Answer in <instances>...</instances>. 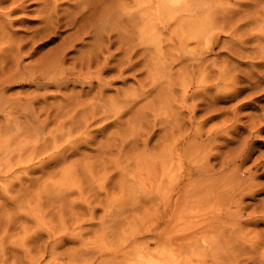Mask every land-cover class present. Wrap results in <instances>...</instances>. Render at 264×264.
<instances>
[{
	"label": "rangeland",
	"instance_id": "374dc122",
	"mask_svg": "<svg viewBox=\"0 0 264 264\" xmlns=\"http://www.w3.org/2000/svg\"><path fill=\"white\" fill-rule=\"evenodd\" d=\"M10 1L11 0L2 1L0 3V11L2 10V5L9 4ZM41 1L43 0H26L24 3L25 7L22 10L11 13L10 16L0 12V31L3 32L1 36L5 34L3 37L5 39L0 37V264H128V262L134 260L137 253H143L148 248L151 249L154 246V241L158 237L153 233L152 220L155 205L154 203L152 204L150 200L151 195L147 193V190L144 191L143 186L137 183L133 177L135 173V171H133L135 170L133 169L135 163L134 156L142 152V144L139 145L141 142L138 140L137 145L127 147L129 150L131 149V153L123 152V154H121L116 146L104 148V152H101V154L99 153L100 151L96 149L98 144L100 145L106 142L105 140L109 138L108 136H110L112 132L114 133L111 135L112 138L118 136L116 133H118V129L121 128H118L117 125H113L114 127L109 126L108 129L107 127L105 128V126L102 127L103 125H108V123L112 124L113 122L110 121L116 119L117 115L113 114L112 110L117 109V105L114 107L111 105L106 107V109H108V107H110L109 109L113 107L111 111H108L109 114H99L95 116L99 117L101 121L98 118L97 120L96 118L90 120V122L94 123H89V125H91L89 128L91 129L88 128V130H90L91 134L90 132L88 133L94 137L88 134L89 141H86V139L82 140L87 135L86 132L80 133L83 131L82 129L80 132L77 131L78 129H73V131L70 129L69 135L73 136L68 137V128H64L66 134L62 135V138L65 137L67 139L66 143L70 141L69 144H72L74 140L78 138L79 141H77L80 143L82 140V142L79 149L75 148L77 152H72L73 154H70V156L67 154V159L62 161V163L54 160V157L59 158L58 155H61L60 152L55 153L56 149H51L52 152H50L51 150L43 152L44 154L42 155L38 154L39 157L33 156L35 153L33 154L31 152L30 147L31 141L35 138L31 140L30 137H35V135L27 138L30 140L28 143L25 141L26 144L24 147V137L22 139L18 137L19 139L17 138L15 140V136H12L15 130L13 129L12 132H8L11 131L13 122L11 118H7L5 114L6 111L13 110L14 107L13 111H17L18 113L22 112V107L24 109L29 106L26 97L32 96L35 93V87L28 78V73L30 72L29 68L35 65L39 60H42L41 58H46L52 54L74 30L72 27L62 25L59 28H55V30L47 29L41 31L40 26L42 27L43 24L42 14L39 12L42 7ZM107 1L109 3V0ZM107 1L104 4H107ZM118 1L123 2L122 0ZM126 1L123 3H126ZM129 1V4H127L128 2L126 3V10L135 12L137 6L131 0ZM132 3L134 5H132ZM229 3L233 4L234 0H230ZM260 3L264 4V1L261 0L259 2V7L264 6ZM110 4H107V6ZM69 5L68 1L63 2L62 8L60 7L61 11L59 10V12L64 14L65 12L63 13V11H71ZM258 9L260 11V8ZM262 11H264V9H262ZM262 11L260 12L262 13ZM261 16L264 17V13H262ZM262 17L259 18L261 20L254 21L255 23L249 21V24L252 22V25L247 24L248 30L250 29V31L246 30V33L249 32L247 38L251 39L248 40L246 38L248 43L246 42V45H244L246 47L244 48V52L243 50L240 52L243 54H241V57H239L240 55L232 56L230 54L228 43L230 42L229 37L231 35L221 32L220 41H218L215 49L211 53L205 51V53L199 55L200 45H197L196 42L191 39L188 40L186 46L183 47V52L187 54L189 58L194 55L196 57L202 56L206 58L204 66L207 68L202 71L198 69L189 71V68L184 70L182 63H179L178 60H174V62L170 64L171 67L167 66L169 60L165 62L163 59L153 65L152 67L155 69V75L161 87H166L168 83H173V91L167 93L165 96V98L169 100L168 102L162 97V105L159 103L158 105H149V107L146 105L145 108L142 104L143 110H141L142 113L138 116L139 118L136 116L133 117L134 115L131 114V111L130 113L128 110V113L123 111L125 107L120 108L122 105H118V111L121 112L122 109L124 113L121 112L123 115L121 116L122 119H120L122 123L124 122L123 126L125 124L126 128H129L128 123L132 125L134 122H138V125L135 123V126L137 125L138 128L142 127L140 125L145 123V125L148 126L146 127L143 124V127L146 128H144L145 130L148 129V131L151 127V129L154 127L156 135L153 134L151 137L149 144L150 149L148 148L147 152L153 150L151 146L155 141L154 138L157 139L159 136L161 137V135L164 136L159 139V143L164 144L181 137L180 134H178V137L176 130H173V133H171L168 127L167 132H169V134L166 137L164 135L166 134V130H163L166 125L170 126V122L173 123V118L177 116V114L182 116L183 113L184 115L182 117H184L185 120L186 133L191 134L194 127L200 132V139H196L191 135L184 139V141L189 144L186 160L191 161L188 165H185H187L191 171L193 169V174L188 176V180L194 187L189 188L188 195L196 200V203L188 202V210L180 211V215L183 214L184 216L181 221L185 220L184 224L187 227L192 226L190 225L191 223H195L193 219H199L198 221H200L202 218L207 216L210 217V211H213L216 206L212 199H210L211 201L209 200L208 203L203 202L201 187L214 185V175L216 177L218 175L219 154L233 155L242 151L244 152L243 156H245L249 151L244 166H253V171L256 176L255 180L259 183L257 187L262 188V190H259L260 192L258 191V193L254 195V199L248 197L245 201L257 202L259 199L264 198V184H262L264 183V59L260 57L264 54V50H262V52L260 51V49L264 48V46H262L264 45V43H262L264 39H260L261 42L259 39H257L258 41L255 40L256 38L264 37V34H262V32H264V23H262L264 22V18ZM245 29L247 28L245 27ZM250 33L252 35H250ZM256 34L257 36H253ZM260 35L262 36L259 37ZM1 40L3 42H1ZM11 40H13L14 43ZM87 40L90 42V39ZM9 41L12 43V46L14 45L17 47L13 46L14 49L12 54V46ZM227 41L229 42L227 43ZM167 43L169 44V41ZM167 43L163 44L164 46L161 48L160 52L172 53L175 59V55L178 53L177 51L179 49L170 44L168 46ZM16 44L22 47V51L16 50L19 49V46ZM115 45L111 47L112 51H114ZM165 45L167 46L165 47ZM255 49L259 50L255 51ZM18 51L19 53L21 52L20 55L17 53ZM14 52H16L17 55L14 54ZM78 54V51H73L70 52L69 56L71 58ZM250 55H252V57ZM253 56L256 57V60ZM12 57L15 59L12 60ZM70 58L65 63L67 66L70 65ZM14 60H18L17 62L19 63L21 62L19 67L16 66L17 62H14ZM25 65L28 68H25V71L23 70L22 72V66ZM19 68L22 69L18 71ZM14 70L16 71V74H14L15 77L12 76ZM138 74V76L136 75L137 78H143V73L140 72ZM169 74L170 76H168ZM180 79L183 80L184 84L190 79L195 85H197L196 81H198V83L200 82L201 85L199 84V86L203 89H200L201 91L199 90V93H202L201 95L203 97L199 94V96L196 97L197 100L195 98L194 100L192 99V101L190 98L187 104H191L182 105L183 107L178 105L180 102H176L173 105L171 102L172 95L177 99V96L182 92L181 85L178 82ZM132 83V79L128 80L129 85ZM114 84V87L120 86L122 88L126 86H123L121 82H116ZM81 89H87V86H82L77 83L74 85L69 84L67 87H62L60 89L55 86H49L46 90L39 89L40 91L38 90L36 92L37 94L40 92L38 97H41V93L48 94V97H46L47 103L51 106L59 105L61 107L62 105L60 104L63 103V97L77 93ZM188 89H190V91L193 90L191 86ZM204 89L205 91H203ZM111 90H108L110 92H106V94L108 93L107 95H110L115 93L113 91L114 89ZM151 98L152 97L148 98L146 103L149 102ZM204 98L207 100L205 101ZM89 99L90 98H88V101ZM203 100L205 104L197 105L198 107L195 108V111H193V113L191 112L194 115V122L191 123L189 118L186 119L190 115V113H188L190 110H187L185 106L192 109V103H200ZM35 103L37 104L38 102L35 100L33 104ZM36 104L34 105L35 108L36 106L38 107L39 103ZM135 106L134 109H139V107H137L139 105ZM140 109L142 108L140 107ZM67 110L69 109L67 108ZM70 113H68V111L67 114L66 112L65 114L62 113L61 118L59 119L58 117L54 119V122L52 119L48 121L46 125L47 129H45L47 133L58 128L61 130L62 126L59 125L60 121H62L61 123L67 122L66 124L68 125V122L70 123L72 118H70V116H72V113L71 115ZM113 115H116V117L114 118ZM75 116H78V114ZM130 116L133 118L130 119ZM141 116L144 118L147 117V120L145 121ZM19 117L20 119L18 118V120L24 122V117ZM140 117L144 120L143 122ZM134 118H138V120ZM61 119L66 120L63 122ZM128 119L130 120L128 121ZM152 122H154V124L151 125ZM163 122H165V124ZM160 123H163V125ZM164 125L165 127H163ZM9 126L12 127L10 128ZM123 126L122 131H124ZM4 127H6V129ZM101 131L105 134L100 133ZM10 133H12V135ZM81 134L85 135L81 136ZM145 136L146 135H144V138ZM209 136L213 137L210 142L208 141ZM10 137H13V140ZM91 137L95 139L93 140ZM62 138L61 140L58 139V142L64 145L66 143L64 140L62 141ZM51 141L47 145H51ZM83 141H86L85 143L88 142L87 145L84 144ZM91 141L92 143L95 142L93 144L94 146ZM6 144L9 147L8 150L2 148V146L6 147ZM32 144H34V140ZM69 144L67 143L66 146H70ZM214 144L220 146V148H218V153H216L217 151H215V149L209 151V148H212ZM82 147L83 149L86 147L84 149L85 152ZM52 154H56L57 157L55 155L52 157ZM214 154L215 156H213ZM30 156L32 161L29 160ZM40 156L44 159H39L40 164H43L45 160L48 161L47 167L50 168H47L46 163H44V170L47 169L46 171L40 169L38 165L39 163L37 161L38 158H41ZM83 156L85 157L83 158ZM47 158H51L54 161ZM205 160L206 162L208 161L209 164H214V171L209 172L211 176L207 175L208 177H212V180L210 178L207 180V176L203 174V169L199 166L200 163ZM127 162H129V164ZM35 163L38 166L35 167ZM55 163L61 164L56 166L57 164ZM70 164H73V166ZM74 164L76 165L74 166ZM26 166H28V168H26ZM197 168L199 171H196ZM25 169H29L27 170L28 172ZM31 169L33 170L31 171ZM215 172L217 174H212ZM214 186H212L211 189H213ZM197 189H199V191ZM212 196H214V191ZM212 196L211 198L214 199L215 196ZM86 202H90L91 204H87ZM86 206L91 207H88L89 211L87 210L88 208L86 209ZM76 221H78V223ZM198 221L196 223H199ZM162 227L168 228L167 225L166 227H164V225ZM248 227L253 231V233L251 231L252 234L258 232L259 236H264V221L255 226L252 224L248 225ZM62 230L66 231L64 232L65 234L63 232V234L61 233ZM67 231L69 232L67 233ZM60 233L61 236L57 237ZM178 233H182V231ZM251 233L250 235H252ZM49 234H52V236L49 237ZM202 234L200 233L198 236ZM39 235L40 237L37 239L36 236ZM262 236L261 238H264ZM158 240L159 238L157 241ZM198 241L200 243V236L198 237ZM262 245H264V242H262ZM187 248L189 247H182V250L185 252ZM122 253L125 255H122Z\"/></svg>",
	"mask_w": 264,
	"mask_h": 264
},
{
	"label": "bare ground",
	"instance_id": "6f19581e",
	"mask_svg": "<svg viewBox=\"0 0 264 264\" xmlns=\"http://www.w3.org/2000/svg\"><path fill=\"white\" fill-rule=\"evenodd\" d=\"M2 1L6 0H0V3ZM25 1L26 0H11L9 4H6L7 6L2 5V10L0 12L2 14L10 16L11 13L22 10L25 7ZM65 1H68V3L70 4L69 6L71 8V11H63V13H65L62 14L59 12V10L63 5V2ZM65 1L43 0L41 1L42 4L40 2L42 7L39 12L42 14L43 22L42 27L40 26L41 31L47 29L55 30V28H59L62 25L66 27H72L74 28V30L52 54H50L46 58H41L42 60H39L35 65L29 68L30 72L28 73V78L35 87V93L33 92L34 95L32 96L26 95V100H28L29 106L25 107L24 109L22 107V112H19L21 114H19L17 111H13L14 107L13 110H9V108V111H6L5 114L7 118H11V121L13 122V127L11 126V128L9 126L11 128V131L8 132H12L13 129L15 130L13 135L12 133H10L12 136H15V140L18 137H21V139L24 137V141L22 140L24 142V147L25 144L30 140L27 138L35 135V137H30L31 140L32 138H35L33 139L34 144H32L33 140L31 141V152L33 154L35 153V155H32L37 157L38 154L42 155L44 154L43 152H48L51 149H56L55 153L60 152L61 155H58V153L57 155L59 158L54 157V160H56V162L62 163V161H65V159H67V154H69L70 156V154H73L72 152H77L75 148L79 149V147H81L82 140L86 139L87 141L89 136H93L90 135L91 132L90 130H88L89 126H91L89 125V123H94L90 122V120L94 118H96V120L97 118L100 120L99 117L95 116L99 114L107 115L108 111H111L112 108L117 105V109L112 110L113 114L117 115V117L116 115H113L114 118L116 117L114 121H110L113 123H108V125L106 124L101 126H105V128L107 127L108 129L109 126L117 125L118 128H121L118 129V133H116L118 134V136H114L112 138L111 135L114 134L112 132V134L110 135L111 138L110 136H108L109 138L105 140L106 142L101 143L100 145L98 144L96 149L100 151L99 153L101 154V152H104V148H111L112 146H116L121 154H123V152L131 153V149L129 150L127 149V147H133L137 145L138 140L141 142L139 145L142 144V152L134 156L135 163L133 169L135 170L133 171H135V173L133 172V177L135 178V181H137V183L143 186L144 191L147 190V193H150V200L152 201V204L154 203V205L156 206H154L155 209H153L154 212L152 227L153 233L159 238L158 241V238H156V240L154 241V246L151 249L148 248L143 253H137L134 260L128 262V264H264V245H262V242H264L262 240H264V238H261L262 235L260 234L261 236H259L258 232H254V234H252L253 231L250 230L251 226L248 227V225L252 224L255 226L264 221V198L259 199L257 202L245 201V199L248 197H252V199H254V195L257 194L259 190H262V188L257 187L259 183L257 182V180H255L256 176L255 172L253 171V166H244L249 151L248 154H245V156H243L244 152L242 151L237 152L233 155L219 154L220 159L218 161V175L217 177L214 175L213 178V180L215 179L213 181L215 186L209 185L201 187L203 202L208 203V201L212 199L214 200L216 206L213 211H210V217L204 216L205 218L200 219V221H198L199 219H193L195 223L193 222L190 224L192 226L187 227L184 224L185 220L181 221L184 216L183 214L180 215V211L188 210V202L196 203V200L192 199V196L188 195L189 188L194 187L193 184L188 180V176L193 174V169L191 171L187 167V165L191 161L186 160V154L189 149V144L185 142L184 139L186 137H189L190 135L196 139H200V132L195 127L192 129L191 134L185 132V120L184 117H182L184 115L181 111L182 116L177 114V116H174L173 118V123L170 122V126L166 125L165 127L164 125L163 127L165 128H161L164 131L166 130V134H164L166 137L169 134V132H167L168 127L171 133H173V130H176L177 135L180 134L181 139L176 138L169 143L161 144L159 143V139L164 137L161 135V137L159 136L157 139L154 138L155 141L151 146L153 150L151 149L152 151L147 152L151 137L153 136V134H155L154 127L153 129H151L152 127H149L150 129L148 131V129L145 130L146 128L143 127V124L145 125V123L141 124L140 126L142 127L138 128V122H134V124L132 125L131 123H128L129 128H126L125 124L123 126L124 122L122 123L121 120V116L124 114L123 111L127 112L128 110L129 113L131 111V114L134 115L133 117H138L141 115V110H143V107H145L146 105L148 107L149 105H158V103L162 105V97L165 98L167 93H171L173 91V83H168L166 87H161V85L159 84V81L157 80L155 75V69H153L152 67L158 61L163 59V61L166 62L167 60H169L167 66H170V64H172L174 60H178L179 63H182L184 70H187L189 68V71H195V69L202 71L207 68L206 66H204V62L206 61L205 57H196L194 55L193 57L189 58L187 54L183 52V47L186 46L188 40H194L197 45H200L199 55H202L203 53H205V51L211 53L215 49L218 41H220L221 32L229 33V35H231L229 37L230 42L227 41V43L229 42V52L232 56L240 55L239 57H241L242 53L240 52L242 50L244 52V48H246L244 45H246L248 39L247 36L249 34L248 31H250V29L248 30L247 26L250 24L252 25V22L254 21L256 22L258 20H261L259 18L262 17L261 14L264 13V11H262V9H264V6L259 7V2L261 0H234L233 4L229 3L230 0H131L137 6V10L135 12H129L126 10V5L130 2L129 0H122L123 2H128L127 4L118 0H109V3L107 0ZM106 1L107 4H110V2L111 4L107 6V4H104L106 3ZM133 3L132 5H134ZM257 7L260 8V11H262V13ZM249 21L252 22L249 24ZM245 27L247 29H245ZM246 30H248V33H246ZM2 33L3 32H1L0 37L3 38L5 34L1 36ZM262 34H264V32H262ZM250 35L252 34L250 33ZM253 36H257V34ZM261 36L262 35H260L259 37ZM87 39H90V42H88ZM257 39H259V41L261 42L260 39H264V37L256 38L255 40ZM2 40L1 42H3ZM11 41L13 42V40ZM166 41H169V44L171 46L173 45L175 47H178L179 50L175 55V59L172 53L160 52L161 48L164 46L163 44L167 43ZM10 44L12 46L11 42ZM169 44L167 43L168 46ZM114 45L115 48L114 51H112L111 47ZM167 45H165V47ZM259 45L258 48L260 47ZM13 46L11 47V54L14 47H16ZM17 46H19V49L16 50L22 51V47H20V45ZM256 50L257 49H255V51ZM262 50H264V48L260 49L261 52ZM19 51L17 53H19ZM73 51H78L79 54L70 58L69 54ZM14 54H16V52H14ZM20 54L21 52L19 53V55ZM250 56L252 57V55ZM260 57L261 59H264V54H262V56ZM69 58L71 59V62L70 65L67 66L65 63ZM253 58H255L256 60V57L253 56ZM13 59L15 58L12 57V60ZM18 60H14V62H17ZM20 64L21 62H17L16 66L19 67ZM22 68H19L18 71L22 69L23 72V70L28 67H26L25 65L22 66ZM15 72L16 71L14 70L12 75L13 77H15ZM140 72L144 74L143 78H137V76L139 75L138 73ZM168 76H170V74ZM130 79L133 80V83L129 85L128 80ZM116 82H121L123 86H126L122 88L120 86V88L117 86L114 87V83ZM178 82L181 85L182 92L177 96V99H175L172 95V104L174 105L176 102H180L178 103V105H181V107H183L182 105H190L191 103L187 104V101H189L188 99L190 98L191 100H194L197 96H199V90L201 89L199 84L201 85V83H198V81H196L197 85H195L191 79L185 84L181 79L178 80ZM76 83L82 86H87V89H81L77 93L63 97V103L60 104L62 105L61 107L59 105H49L46 98L48 97V94L41 93V97H38V94L40 92L38 94L36 92L39 89L46 90L49 86H55L56 88L60 89L62 87H67L69 84L74 85ZM190 86L191 88H193L192 91L188 89ZM111 89H114L113 91L115 93L113 92L114 94L107 95L108 93L106 94V92H110L108 90ZM203 91H205V89ZM87 97L90 98V102L88 101ZM150 97L152 98L149 100V102L146 103L147 99ZM35 100L39 103H37L38 107L36 106V108L34 107L36 103L33 104ZM164 100H166L167 102L169 101L167 98H165ZM206 100L207 99H205V101ZM196 102L192 103L194 109L185 106V108L187 107V110H190V112H188L190 113V115L188 114L189 117H187L186 119L189 118L191 123L194 122V115L192 113L193 111H195V108L198 107L197 105H203V103L205 104L204 100L200 103ZM139 103L141 104V106ZM142 104L144 105L143 107ZM109 105L113 107L111 109H109L110 107L106 109V107ZM118 105H122L120 106V108L125 107V110L122 111L121 109V112L123 114L118 111ZM135 105H139L137 106L139 107V109H134L136 107ZM140 107L142 109H140ZM67 108L69 110H67ZM65 110H67L68 113H72V116H70V118L72 117L71 122H68L67 125V122L61 123L62 121H60L59 125L62 126L61 130L60 128H58L47 133L45 129H47L46 125L48 124V121L52 119L54 122V119L58 117L60 119L62 113L65 114L66 112L67 114V111ZM76 114H78V116H75ZM19 116L24 117V122H20L18 120V118L20 119ZM133 117L130 116V119ZM138 118L134 119L138 120ZM146 118L147 117L144 118L145 121L147 120ZM130 119H128V121ZM65 120L66 119H64L63 122H65ZM143 121L144 120L142 119V122ZM135 123L137 124L136 126ZM163 123L165 124V122ZM163 123L160 124L163 125ZM152 124H154V122H152L151 125ZM66 125L69 127H67ZM121 125L124 127V131H122L123 128ZM6 127L4 128L6 129ZM65 127L68 128L67 131H69V133L67 134L68 137L73 136L69 135L71 130L73 131V129H78L77 131L80 132L82 129L83 131H81L80 133L86 132L87 135L85 137L87 138L84 137L80 143L78 142L79 138L75 139L72 143L73 145L69 144L70 141L68 140L69 142L67 143L70 146H66L67 139L65 137L62 138V135L66 134L64 132ZM88 132H90V134ZM102 132L103 131H101L100 133ZM84 135L81 134V136ZM144 135H146L145 138ZM60 136L62 138V141L64 140V142L66 143L64 144L65 146L62 145V143L58 142V139L61 140ZM91 139L93 138L91 137ZM212 139L213 137H208L209 142ZM50 141L52 144L47 145ZM85 142L84 144L87 145L88 142ZM94 143L95 142H93L92 145ZM2 148H5L4 150H8L9 147L6 144V147L2 146ZM218 148H220V146L214 144L212 148H209V151L215 149V151H217L216 153H218ZM52 150L50 152H52ZM54 155L56 156V154ZM54 155L52 154L51 156L53 157ZM213 156H215V154ZM84 157L85 156H83V158ZM30 158L29 160L32 161V158ZM39 159L41 160L42 157L38 158V163ZM47 159L50 160L51 158ZM47 162L48 161L46 160L44 162L46 163V167L48 166ZM44 163L38 164L40 166V169L42 170H44L45 168ZM61 163L55 164H57L56 166H59V164ZM127 163L129 164V162ZM38 165L36 164L35 167ZM75 165L76 164H74V166ZM28 166H26V168H28ZM71 166H73V164ZM199 166L201 167V169H203V174L206 176H211V173L209 172L214 171V164H209L208 161L206 162V160L200 163ZM33 169H31V171ZM196 171H199V169L197 168ZM217 173L215 172L212 174ZM208 176L207 180H209V178H212ZM212 186H214L213 189H211ZM197 190L199 191V189ZM213 191L215 197L212 196ZM211 196L214 197V199L211 198ZM86 203L88 204L90 202ZM88 207L86 206V209ZM89 208L87 209L88 211ZM197 221L199 223H196ZM76 222L78 223V221ZM163 225L164 227H166L167 225L168 228H163ZM179 231H182V233H178ZM62 232L64 233L66 231L62 230L61 233ZM68 232L69 231H67V233ZM61 233L60 235L58 234L57 237L61 236ZM200 233L203 234L199 235L201 238V241L199 243L198 234ZM250 233L252 235H250ZM51 236L52 234H49V237ZM36 237L38 239L40 235ZM54 238L56 239V237ZM182 247L189 248H187L188 250L185 249L184 252L182 250ZM123 254L124 253H122V255Z\"/></svg>",
	"mask_w": 264,
	"mask_h": 264
}]
</instances>
